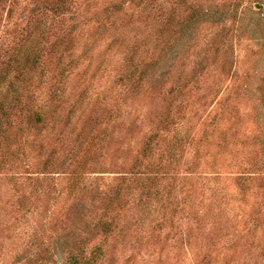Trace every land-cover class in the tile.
I'll return each instance as SVG.
<instances>
[{
    "label": "rangeland",
    "instance_id": "374dc122",
    "mask_svg": "<svg viewBox=\"0 0 264 264\" xmlns=\"http://www.w3.org/2000/svg\"><path fill=\"white\" fill-rule=\"evenodd\" d=\"M26 46L0 264H264V0H0Z\"/></svg>",
    "mask_w": 264,
    "mask_h": 264
},
{
    "label": "trees",
    "instance_id": "16d2710c",
    "mask_svg": "<svg viewBox=\"0 0 264 264\" xmlns=\"http://www.w3.org/2000/svg\"><path fill=\"white\" fill-rule=\"evenodd\" d=\"M38 33L42 35V31L39 30ZM34 40L35 38L31 39V43ZM21 49V54H18L17 60L0 61V137H3L8 132L10 119L16 109V102L13 100V96H18L22 93L23 85L19 82L25 84L33 81L30 71H26L24 77L15 76L23 65L20 57H24L27 54V46ZM35 60H37L36 56H34V64ZM30 66L32 65L30 64ZM173 155H171V158Z\"/></svg>",
    "mask_w": 264,
    "mask_h": 264
}]
</instances>
